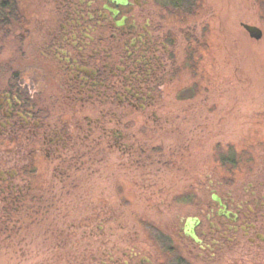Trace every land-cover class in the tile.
I'll list each match as a JSON object with an SVG mask.
<instances>
[{
    "label": "flooded vegetation",
    "instance_id": "1",
    "mask_svg": "<svg viewBox=\"0 0 264 264\" xmlns=\"http://www.w3.org/2000/svg\"><path fill=\"white\" fill-rule=\"evenodd\" d=\"M172 1L38 0L37 20L0 0V264H264V163L225 154L178 187L163 139L193 114L196 40ZM99 185L116 215L137 192L162 220L99 225Z\"/></svg>",
    "mask_w": 264,
    "mask_h": 264
},
{
    "label": "rangeland",
    "instance_id": "2",
    "mask_svg": "<svg viewBox=\"0 0 264 264\" xmlns=\"http://www.w3.org/2000/svg\"><path fill=\"white\" fill-rule=\"evenodd\" d=\"M193 2L191 12L182 14L178 20L180 30L182 19L184 27L187 23L195 28L196 52L189 68L193 70L194 96L184 103V107L193 114L186 115L178 123L180 126H174L177 131L163 139L179 144L176 150L177 157L181 159L179 164L184 161L180 165L184 170L178 174L179 188L183 186L181 173L190 169V165L195 174L210 172L211 178L217 179L218 157L225 154L233 155L247 174L264 163V0ZM34 6V18L38 20L42 16L38 0H34ZM242 24L259 28L261 38L249 37ZM168 108L173 109L171 105ZM169 150L172 149L166 150L165 156L173 153ZM167 178H171L170 174ZM103 186L99 185V188L104 189ZM103 191L97 197L99 225H102L103 217L108 219L104 227L108 222L123 217L126 224L134 225L129 227L130 233L136 234L140 231L134 224L136 219L162 220L158 208L144 207V204H158L159 198L139 197L137 192H131L124 203L129 202L132 210L127 208L116 215L112 210L121 198L112 196L110 187ZM90 199V196L83 198L88 207ZM165 199L169 200V197ZM81 213L92 215L89 208ZM249 258L243 257L240 264H250Z\"/></svg>",
    "mask_w": 264,
    "mask_h": 264
},
{
    "label": "water",
    "instance_id": "3",
    "mask_svg": "<svg viewBox=\"0 0 264 264\" xmlns=\"http://www.w3.org/2000/svg\"><path fill=\"white\" fill-rule=\"evenodd\" d=\"M242 26L247 31L249 37H251L252 39L258 40L261 38L262 32L259 28L247 24H242Z\"/></svg>",
    "mask_w": 264,
    "mask_h": 264
},
{
    "label": "trees",
    "instance_id": "4",
    "mask_svg": "<svg viewBox=\"0 0 264 264\" xmlns=\"http://www.w3.org/2000/svg\"><path fill=\"white\" fill-rule=\"evenodd\" d=\"M194 0H173V6L178 7V8H183L185 11H187L189 9V11L191 10V8H193L194 5ZM187 9V10H186ZM195 53V52H194Z\"/></svg>",
    "mask_w": 264,
    "mask_h": 264
}]
</instances>
